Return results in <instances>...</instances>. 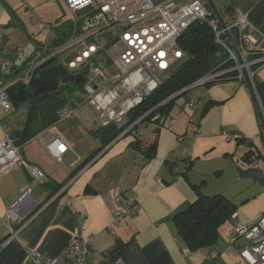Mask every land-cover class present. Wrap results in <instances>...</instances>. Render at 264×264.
I'll return each instance as SVG.
<instances>
[{"label": "crops", "instance_id": "1", "mask_svg": "<svg viewBox=\"0 0 264 264\" xmlns=\"http://www.w3.org/2000/svg\"><path fill=\"white\" fill-rule=\"evenodd\" d=\"M214 2L228 25L238 14L246 17L249 31L256 34L250 47L264 53V0ZM67 12L71 11L60 0H0L2 46L16 69L48 39L55 47L72 36ZM255 73L264 88V64ZM259 98L264 109V96ZM194 99L199 103L190 110L188 103ZM25 107L23 112L21 107L6 112L0 106V138L11 136L23 159L45 177L35 183L23 166L0 176V243L12 230L18 232L0 251V264H35L29 250L56 256L79 230L91 240L86 264H248L239 253L244 240L229 234L232 227L256 223L264 212V186L239 174L250 168L264 172V134L245 81L229 77L199 86L184 102L176 98L167 113L150 120V131L132 130L80 170L101 144L95 131L70 118L18 144ZM50 131L69 146L61 161L44 145ZM252 153L258 165L248 160ZM116 189H121L123 199L135 198L140 206L120 224L113 223ZM198 191L222 193L237 209L218 228L215 243L190 251L177 232L174 215L193 203Z\"/></svg>", "mask_w": 264, "mask_h": 264}, {"label": "built area", "instance_id": "2", "mask_svg": "<svg viewBox=\"0 0 264 264\" xmlns=\"http://www.w3.org/2000/svg\"><path fill=\"white\" fill-rule=\"evenodd\" d=\"M82 24L73 23L72 36L64 43L52 47L50 39L31 57L26 65L16 69L3 48L4 26L0 24V106L6 112H15L8 90L21 84L30 86L37 78L38 70L56 58L69 70L70 74L82 75L83 100L68 103L57 111V123L70 118H78L92 131L115 125L121 129L118 138L123 137L142 121L143 117L131 121L130 113L161 84L164 72L171 74L185 53L179 45V38L195 22H207L215 32L216 42L229 54L233 61L230 70L243 79L242 68L251 70L256 60L249 55L255 50L250 47L256 41V34L249 31L251 25L243 14H238L229 27L237 30V43L243 63H239L222 29L217 23L205 0H166L154 4L152 0H60ZM110 29H116L111 40L101 38ZM21 54H24L20 51ZM72 56L70 60L68 57ZM264 59V56L262 57ZM224 71H212L201 77L189 88L204 86L219 80ZM199 100L188 103L193 110ZM193 121V116H190ZM227 138L231 134L224 131ZM44 145L57 161H61L69 146L56 132L50 131L43 138ZM248 160L258 165V156L252 153ZM25 167L35 183L44 179V172L37 166L27 163L21 156L19 147L7 133L0 138V176L11 170ZM30 191V190H29ZM29 193V192H28ZM114 224H120L124 216H134L139 211L135 198H122L121 189L112 192ZM14 215L15 212L12 211ZM16 216V215H14ZM17 218V216L15 217ZM113 230V226L110 225ZM17 231L0 243V251L13 238ZM234 238L244 240L239 249L241 257L248 264H264V212L251 226L237 225L229 230ZM89 237L78 231L65 248L56 256H47L29 250L35 264H86L90 253ZM215 255V254H213Z\"/></svg>", "mask_w": 264, "mask_h": 264}, {"label": "trees", "instance_id": "3", "mask_svg": "<svg viewBox=\"0 0 264 264\" xmlns=\"http://www.w3.org/2000/svg\"><path fill=\"white\" fill-rule=\"evenodd\" d=\"M230 31L237 40V30L231 27ZM69 38L70 36L62 38L59 45ZM178 42L185 53V57L171 72L170 77L161 82L153 94L131 111L132 122L141 117H143L142 121L151 120L156 114L167 113L178 96L209 72L224 71L219 81L229 77L239 79L238 73L230 70L233 61L228 52L216 42L215 32L207 22H195L182 34ZM263 56L264 53L256 50L249 55L250 60H256L252 64L251 70L254 72L253 78L257 92L262 99L264 88L255 71L264 64ZM69 74V70L60 64L56 58H53L38 70L37 77L44 80L62 81ZM216 81L208 84H213ZM241 81L244 82L243 79ZM82 87L75 82L61 83L55 91L39 96L35 95L33 84L27 87L21 84L10 87L8 93L16 110L21 106H27L24 127L16 133L19 138L17 143L26 142L43 130L55 125L57 123V111L68 104L73 90H82ZM120 133L121 129L115 125L96 130L94 135L100 139L101 144L85 158L78 169L80 170L103 155L118 139ZM136 145H138L137 142ZM155 145L156 141L150 145V149L154 148ZM56 187L60 188L61 184H57ZM236 209L235 202L222 193L206 195L198 191V198L186 209L178 211L174 215L177 232L190 251L209 246L218 239L220 225L228 220Z\"/></svg>", "mask_w": 264, "mask_h": 264}, {"label": "water", "instance_id": "4", "mask_svg": "<svg viewBox=\"0 0 264 264\" xmlns=\"http://www.w3.org/2000/svg\"><path fill=\"white\" fill-rule=\"evenodd\" d=\"M154 4H160L166 0H152ZM206 4L208 5V7L210 8L212 14L214 15V17L217 20V23L219 24V26L224 29V34L225 37L227 38L228 42L230 43L231 47L233 48V50L236 53V56L238 58L239 63H243V58L241 56V53L239 51L238 45L236 40L234 39V36L232 35V32L230 31V27L227 24V22L225 21V19L223 18L219 8L217 7V5L215 4L214 0H205ZM242 73H243V78L245 81V84L249 90V93L251 95L252 101L254 103L255 106V110L257 112V116L259 118V122L262 128V132L264 134V109L261 103V100L259 98L257 89H256V85L254 82V78L253 75L250 74L249 70L245 67L242 68ZM170 77V73L169 72H164L161 76H160V80L161 82L166 81L168 78ZM68 82H75L77 84L82 85L83 84V77L82 75L78 74V75H73V74H69L67 75L62 81H56V80H44L42 78H36L33 82V91L35 93L36 96L48 93V92H53L55 91L59 85L61 83H68ZM239 174L241 176L247 177V178H251L254 181L260 183L261 185L264 186V172L261 171L258 168H250L247 171L244 170H240ZM28 193H26L21 200H19L15 206L17 207L21 201L23 199H25ZM15 209V207H14Z\"/></svg>", "mask_w": 264, "mask_h": 264}, {"label": "rangeland", "instance_id": "5", "mask_svg": "<svg viewBox=\"0 0 264 264\" xmlns=\"http://www.w3.org/2000/svg\"><path fill=\"white\" fill-rule=\"evenodd\" d=\"M67 16L72 18V23L74 22H78L79 24H82L83 20L82 19H77L73 13L71 12H67ZM116 32V29H110V30H106L102 35H101V38H104L106 40H111L113 38V35L114 33ZM72 58V56L68 57L67 60H70ZM178 66V64H176L173 68H172V71ZM199 88V86H196V87H193L191 88L190 90H188L186 93H183L182 95L178 96L177 97V100H180V102H184L185 100L189 99L194 91ZM83 93H82V90H73L72 92V96L70 97V100L68 103L72 104V102L74 101H77V102H80L83 100ZM26 105L24 106H21V109L20 111H22V109L24 110L26 107ZM152 122L150 120H144V121H141L135 128H134V132H139V130H148L150 131L151 130V124ZM95 131V130H94ZM147 131V132H148ZM92 132V130H91Z\"/></svg>", "mask_w": 264, "mask_h": 264}]
</instances>
